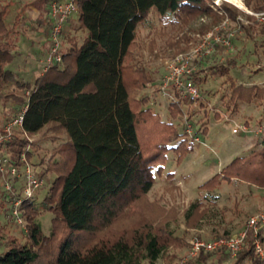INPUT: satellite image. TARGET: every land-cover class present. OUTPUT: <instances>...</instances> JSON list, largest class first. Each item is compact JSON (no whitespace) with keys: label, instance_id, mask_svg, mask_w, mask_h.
<instances>
[{"label":"trees","instance_id":"16d2710c","mask_svg":"<svg viewBox=\"0 0 264 264\" xmlns=\"http://www.w3.org/2000/svg\"><path fill=\"white\" fill-rule=\"evenodd\" d=\"M51 1L38 0L30 5L39 10L35 21L46 27L48 39L53 26ZM215 1L77 0L76 16H70L63 28L62 62L33 81H26L8 67L17 55L21 30L15 20L8 21L9 4H3L0 105L7 116L3 121L19 116L26 108L22 128L5 145L3 153L20 164L22 151L30 145L28 136L55 131L66 134L68 140L57 148L63 160L51 165L33 161V144L27 151L35 174L45 179L43 187L48 190L42 200L35 196L23 202L25 240L11 239L8 249L0 253V264H157L167 245L177 242L176 230L169 222L155 224L136 219L135 227L125 226L134 214L143 217L141 203L157 177L163 175L169 152L178 154L180 165L196 144L192 138L187 140V133H181L173 121L187 109L190 116L193 114L188 108L190 100L175 86L169 88L172 119H164L148 104L149 98L133 96L148 84L162 92V82L156 85L154 69L147 68L138 54L140 29L151 31L160 25L181 30L207 16V27L219 26L222 37L235 33L234 37L242 40L243 33V39L257 41L259 35L253 54L258 49L264 51V23L224 0L218 5ZM245 5L255 12L264 11V0H245ZM225 49V45L216 43L212 56L196 60L191 79L201 94L211 95L207 87L210 80L224 78L223 83L232 89L229 97L235 106L264 98V87L236 84L232 70L241 66L242 55L240 50ZM210 60L212 64L207 65ZM4 123H0V132ZM195 134H200L199 130ZM237 183L264 191V140L261 147L236 157L199 188L211 194L224 185ZM1 196L0 208L9 212L6 204L15 195L4 191L0 173ZM202 206L203 201L194 200L186 221ZM44 211L53 214L49 234L40 221ZM5 234L0 228V236L4 238ZM230 236L227 229L215 238ZM258 237L264 246V231ZM255 239L254 231L248 230L246 243L234 258L220 248L200 251L186 264H221L229 259L234 260L233 264H264Z\"/></svg>","mask_w":264,"mask_h":264},{"label":"rangeland","instance_id":"374dc122","mask_svg":"<svg viewBox=\"0 0 264 264\" xmlns=\"http://www.w3.org/2000/svg\"><path fill=\"white\" fill-rule=\"evenodd\" d=\"M37 1L0 0V9L4 3L8 2L9 4L7 7L8 21L12 23L15 20V24L21 30L17 43V55L8 67L26 81H33L42 73V70L39 72V69L42 68L41 60L47 54L45 48L50 46L46 27L40 26L35 21L39 10L30 6ZM221 1L223 0H216L215 3L218 5ZM224 1L255 16L251 12H256L246 7L245 0H241L244 8L228 0ZM40 16L38 15V17ZM75 16L76 14L72 17ZM255 18L259 23H264V19H259L257 16ZM242 19L245 20L244 17ZM209 22L210 18L205 16L192 21L181 30L172 26L163 28L160 25L151 31L146 28L140 29L138 54L141 55L142 62L147 68L154 69L153 72L157 78L156 85L161 84L167 72L168 63L176 55L189 52L195 46L206 41L207 47L197 59L212 56L214 49L208 50L211 46L210 40L214 38V35L220 37L218 43L226 46L225 52L240 50L242 55L240 63L242 64L232 70L236 84H256L264 87V51L258 49L257 54H253L254 44L260 42V36H257V41L243 39V33H240L242 40L234 37L235 33H231L230 37H222L219 33V26L207 27ZM223 40H229L230 45L229 41ZM228 45L229 47H227ZM211 58L214 60V56ZM219 59L224 60L223 57ZM211 60L207 65L212 64ZM223 80L224 78L210 80L207 87L210 88L211 95L202 94V98L197 104L189 103L188 108L193 113L191 116L188 114L189 110L184 107L183 110H187L181 112V116L178 118L173 119L178 124L181 133L185 132L186 121H190L193 131L199 130L200 141L193 140L196 143L194 150L182 159L180 165L177 163L178 154L174 151L169 152L163 175L157 177L153 189L149 192L146 200L141 203L145 210L143 217H138L136 213L132 219L125 222V226L135 227L136 219H145L151 220L155 224L169 222L170 226L175 228L178 236L177 242L167 245L157 264H186L190 243L193 239H214L215 236L222 235L227 229L231 231V235L235 234L245 226L250 216L264 213V191L255 186L246 183L224 185L211 194L199 188L201 184L219 173L236 157L247 156L257 147H261L264 140V137L254 134H235L232 131L236 123H246L252 127L264 121V98H258L253 103H240L235 106L229 97L232 89L228 84H224ZM156 88L155 85L148 84L145 88L135 91L133 96L149 98L148 104L153 106L164 119H172L169 113L171 98L156 91ZM201 102H204L202 106ZM6 117L3 115V108L0 105L1 124L6 121H3ZM205 128L207 133L203 134ZM27 138L30 148L32 144L34 146L33 149L36 153L34 162L39 163L43 160L44 164L51 165L56 160H63L57 149L60 144L68 140L67 135L63 132L45 131ZM187 140H191V137H188ZM40 168L39 165L35 171L38 173ZM169 172L171 175L167 176ZM21 186V182L17 183L19 190ZM47 190V187L39 189L35 195L36 199L42 200ZM7 198L10 197L7 196ZM196 199L203 201V206L194 211L192 218L186 221L189 206ZM2 200L1 196L0 206ZM6 207L10 211L11 204L7 202ZM52 217L53 214L50 211H44L40 215V221L46 234L50 232ZM1 224L6 231V237L0 236V253L8 249L11 239L18 238V240L24 241L23 233L27 231L8 217V211L0 208ZM233 261V259H229L221 264H233ZM211 264L217 263L213 261Z\"/></svg>","mask_w":264,"mask_h":264},{"label":"built area","instance_id":"2783aa9c","mask_svg":"<svg viewBox=\"0 0 264 264\" xmlns=\"http://www.w3.org/2000/svg\"><path fill=\"white\" fill-rule=\"evenodd\" d=\"M77 0H52L50 3V16L53 21V26L50 31V46L47 54L41 60L42 74L45 73L52 65L62 62L63 57L61 53L63 28L70 16L77 12ZM259 19H264L263 12H251ZM212 35V34H211ZM232 35V34H231ZM211 38V46L208 51L214 49V46L220 40L218 36ZM218 37V38H217ZM227 41V40H223ZM229 41V40H228ZM227 41V42H228ZM226 43V42H225ZM230 45V41L228 42ZM213 45V46H212ZM229 45L227 47H229ZM206 41L200 45L195 46L189 52L176 55L170 60L167 67V72L162 80L161 91L169 98L173 99L169 88L175 86L182 95L187 97L191 103L197 104L202 98V94L194 81L191 79L193 72L196 70L197 57L202 55V51L206 48ZM23 112L13 119L7 120L0 132V173L3 177V189L5 192L14 194V198L10 200L11 208L8 212V217L13 219L15 223L26 228V220L23 215L21 206L27 199L35 197L36 193L45 184V179L35 174L33 165L29 161L27 151L30 150V145L25 148L20 156V164L13 161L9 156L3 153V148L9 143L16 132L22 128L24 113ZM232 131L235 134H254L255 136L264 137V121L253 125L252 127L246 123L235 124ZM185 132L188 137L194 141H200V136L195 134L193 126L190 121L185 123ZM29 137V136H28ZM21 189L17 188V183L20 184ZM19 195V196H18ZM248 230H253L255 233V246L258 254L264 258V246L258 233L264 231V213L252 215L247 220L245 226L237 233L230 237H219L205 240L202 238H195L190 243L188 258L197 256L200 251L212 252L220 248H225L234 258L246 243Z\"/></svg>","mask_w":264,"mask_h":264},{"label":"bare ground","instance_id":"6f19581e","mask_svg":"<svg viewBox=\"0 0 264 264\" xmlns=\"http://www.w3.org/2000/svg\"><path fill=\"white\" fill-rule=\"evenodd\" d=\"M228 1H230V2H232V3H234V4H236V5H238V6L242 7V8H244L243 3H242L241 0H228Z\"/></svg>","mask_w":264,"mask_h":264},{"label":"crops","instance_id":"0c3cea01","mask_svg":"<svg viewBox=\"0 0 264 264\" xmlns=\"http://www.w3.org/2000/svg\"><path fill=\"white\" fill-rule=\"evenodd\" d=\"M47 51H48V47L45 48V52H47ZM41 64H42V63H41ZM41 70H42V68L39 69V72H40ZM40 74H42V73H40ZM40 74H39V75H40ZM2 225H3V224L0 225V228L3 229V226H2ZM3 230H4V229H3ZM4 231H5V230H4Z\"/></svg>","mask_w":264,"mask_h":264},{"label":"water","instance_id":"95a60500","mask_svg":"<svg viewBox=\"0 0 264 264\" xmlns=\"http://www.w3.org/2000/svg\"><path fill=\"white\" fill-rule=\"evenodd\" d=\"M240 7V6H239Z\"/></svg>","mask_w":264,"mask_h":264}]
</instances>
